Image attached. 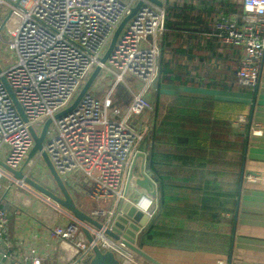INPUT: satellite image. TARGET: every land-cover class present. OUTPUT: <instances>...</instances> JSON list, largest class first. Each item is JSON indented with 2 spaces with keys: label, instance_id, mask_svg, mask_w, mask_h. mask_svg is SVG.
I'll list each match as a JSON object with an SVG mask.
<instances>
[{
  "label": "built area",
  "instance_id": "obj_1",
  "mask_svg": "<svg viewBox=\"0 0 264 264\" xmlns=\"http://www.w3.org/2000/svg\"><path fill=\"white\" fill-rule=\"evenodd\" d=\"M156 1L160 5L148 0H0V46L15 58L14 65L4 71L0 68L2 164L22 171L33 146L30 130L38 135L35 126L41 131L50 120L42 152L62 183L84 190L89 200L101 206L115 201V212L124 199L122 185L131 159L144 150L142 144L148 134L147 127L137 119L152 110L148 96L158 79L166 0ZM241 2L242 12L216 18L209 25L208 36L242 48L237 83L254 89L264 58V0ZM138 3V10L122 28L105 63H101L117 28ZM4 29H9L5 35ZM96 68L99 72L93 81L94 93L89 92L92 83L72 111L55 119L72 105ZM2 78L26 121L15 109ZM119 86L129 95V102L121 107L112 105V94ZM250 130L251 135L261 134L259 125ZM34 157L42 159L40 152ZM0 176L25 186L1 167ZM252 179L247 177L248 181ZM114 212L99 207L88 215L101 220L104 229L112 230ZM144 213L150 219L155 210L148 208ZM7 222L0 208L3 260H10L2 252L8 245ZM84 229L90 232L93 244L87 242ZM50 237L70 246L76 256L96 246L102 253H112L118 264H137L141 258L131 249L124 250L121 242L102 230L73 218L65 226H51ZM14 263L29 264V260ZM30 264H39V259H32Z\"/></svg>",
  "mask_w": 264,
  "mask_h": 264
},
{
  "label": "crops",
  "instance_id": "obj_2",
  "mask_svg": "<svg viewBox=\"0 0 264 264\" xmlns=\"http://www.w3.org/2000/svg\"><path fill=\"white\" fill-rule=\"evenodd\" d=\"M182 5L198 13L204 27L186 22L182 31L164 38V75L148 96L152 110L137 119L148 129L142 145L145 154L151 152L157 198L130 185L123 199L140 211L141 201L131 200L138 193L155 215L125 243L160 264H264V58L257 86L238 87L242 48L208 34L216 18L242 12L241 0H185ZM128 102L126 90L117 87L112 105ZM249 120L250 129L259 125L261 134L251 135L249 129L246 142ZM0 182V208L8 220V245L2 252L10 257L0 255V264L22 259L30 264L34 258L39 264L90 263L92 252L76 256L50 237L51 226L71 222L70 213L21 193L4 176ZM90 201L77 208L86 214L99 207L114 212L113 200L103 206ZM137 264L150 263L140 258Z\"/></svg>",
  "mask_w": 264,
  "mask_h": 264
},
{
  "label": "water",
  "instance_id": "obj_3",
  "mask_svg": "<svg viewBox=\"0 0 264 264\" xmlns=\"http://www.w3.org/2000/svg\"><path fill=\"white\" fill-rule=\"evenodd\" d=\"M152 2L155 5H160L159 2L156 0H148ZM140 6V3L137 4L135 8L131 10V13L129 16H127L119 25L116 32L114 33L110 44L108 46V49L106 50L103 58L101 59V63H105L106 59L108 58L109 54L111 53L114 44L116 42V39L121 32L124 25L128 22L129 19L136 13ZM99 72V68H96L93 73L90 75V77L85 82L84 86L80 90L79 94L77 95L76 99L72 103V105L64 110L63 112L57 114L54 118L59 119L63 115L69 113L72 111L75 106L78 104L82 96L86 93V91L89 89L91 84L93 83L95 77L97 76ZM157 81H155L153 89H157ZM1 82L3 86L5 87V90L7 91L15 109L17 110L18 114L22 118L23 121L25 120V117L22 113L21 108L19 107L10 87L8 86L5 79H1ZM50 120H47L41 131L38 135L35 134L33 130H30L31 137L33 140V146L27 156V159H32L34 155L38 152L41 153V158L44 163V167L47 170V173L49 177L52 179V182L54 183V189L50 190L37 182L33 181L32 179L25 176L22 171H14L9 168H7L4 164L0 162V167L4 169L6 172L12 175L13 179L18 182H22V184L28 186L30 189H32L37 194H40L47 198L48 200L52 201L57 207L61 208L62 210L68 212L71 214V217L75 219L77 222L81 224H87L89 226H92L96 230L103 231V233L114 240L115 242H121L126 248L131 249L134 252H137L136 248H133L128 243H125V241L129 240V238H135V233L139 231V227H146L150 220H148L147 216L143 214L144 212L140 205H142L143 201H146L145 198L140 196L138 193L133 194L131 197L132 203H135L137 199L141 201V203H137L140 211L136 210L130 203L124 204L123 201H120L116 207V210L114 212V218L111 220L112 222V230L104 229L102 224L100 223L101 220L95 219L88 214L82 212L80 209L77 208L75 203L73 202L69 192L67 191V187L62 183L59 176L55 172L54 168L50 164L47 156L42 152V144L44 142V137L46 130L50 124ZM250 120L248 121V128L246 133V142L249 137V129H250ZM144 142H147V139H145ZM151 164V152L148 151L146 154L143 151H138L135 153L131 159L126 180H125V190L123 193V197L125 198L127 189L130 185H132L138 192L142 193L143 195H146L147 197H150L152 199L157 198V192H156V182L153 178V173L150 169ZM243 177V174L241 176V179ZM136 204V203H135ZM128 225L129 230H125L124 226ZM125 231V232H124ZM120 232H124V236L120 237L118 234ZM83 233L85 235V238L89 244H93V238L88 230H83ZM92 252V259L89 264H118V261L114 257L112 253L104 252L102 253L96 246H93L91 249ZM140 257L147 261L150 264H160L147 256L146 254L140 253Z\"/></svg>",
  "mask_w": 264,
  "mask_h": 264
},
{
  "label": "rangeland",
  "instance_id": "obj_4",
  "mask_svg": "<svg viewBox=\"0 0 264 264\" xmlns=\"http://www.w3.org/2000/svg\"><path fill=\"white\" fill-rule=\"evenodd\" d=\"M4 18V17H3ZM11 24H9V29ZM8 29V30H9ZM7 29L3 30V34L5 35V33L8 31ZM15 64V58H14V54L11 52H4V48L2 46H0V68L4 71L6 68L12 66ZM95 83L94 82L91 86V90L89 91L90 93H94V87H95ZM35 131L37 133L40 132L39 128L37 126H35ZM22 173H26L27 177L32 179L33 181L37 182L38 184L52 190L54 189V183L52 182V179L48 176L47 170L44 167L43 161L42 159H36L35 157H33L32 159H27L24 163H23V167H22ZM6 182V181H2V184ZM1 184V182H0ZM15 189H19L20 192H26L27 194H35L40 196L39 198H45L44 196L37 194L36 192H34L32 189H30L28 186H20L17 185L16 183H14ZM13 186V185H12ZM6 186L3 187V189ZM67 191L69 192L73 202L75 203V205L81 206L86 204L87 206L92 203L90 200H87L86 198V194L84 192V190L82 189H74L70 187H67ZM26 199V198H24ZM50 203L54 204L52 201L48 200Z\"/></svg>",
  "mask_w": 264,
  "mask_h": 264
},
{
  "label": "trees",
  "instance_id": "obj_5",
  "mask_svg": "<svg viewBox=\"0 0 264 264\" xmlns=\"http://www.w3.org/2000/svg\"><path fill=\"white\" fill-rule=\"evenodd\" d=\"M185 0H166L165 3V33L162 40L161 45V52H160V65H159V72L158 77L162 76L163 70L162 66H164V62L162 60V52L164 50V38L168 35L169 32L172 31H182L183 27L182 25L186 22L190 24L200 25L201 27H204V20L198 13H194L193 10L189 7H185V5L180 6L181 3H183ZM190 2H193L195 0H189ZM221 47V46H217ZM235 49H238V47H234ZM240 65V64H239ZM240 88L249 89L245 87L238 86Z\"/></svg>",
  "mask_w": 264,
  "mask_h": 264
},
{
  "label": "clouds",
  "instance_id": "obj_6",
  "mask_svg": "<svg viewBox=\"0 0 264 264\" xmlns=\"http://www.w3.org/2000/svg\"><path fill=\"white\" fill-rule=\"evenodd\" d=\"M147 203L149 202L145 201V202H142V205H141L142 209L145 211L147 210V208L144 205H146Z\"/></svg>",
  "mask_w": 264,
  "mask_h": 264
}]
</instances>
